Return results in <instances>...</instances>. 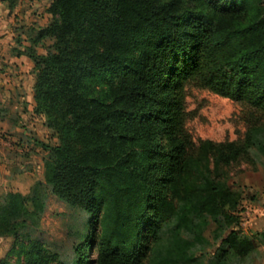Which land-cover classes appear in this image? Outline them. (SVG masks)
Listing matches in <instances>:
<instances>
[{
    "label": "trees",
    "instance_id": "1",
    "mask_svg": "<svg viewBox=\"0 0 264 264\" xmlns=\"http://www.w3.org/2000/svg\"><path fill=\"white\" fill-rule=\"evenodd\" d=\"M48 12L40 37L54 50L30 52L34 111L58 140L42 143L45 180L91 217L72 264H180L193 246L182 230L203 215L223 217L240 257L264 245V230L243 235L231 184L251 148L264 155V122L195 144L185 110L196 85L264 116V0H53ZM40 208L8 194L0 235L16 239ZM24 252L25 264H67L38 241Z\"/></svg>",
    "mask_w": 264,
    "mask_h": 264
},
{
    "label": "rangeland",
    "instance_id": "2",
    "mask_svg": "<svg viewBox=\"0 0 264 264\" xmlns=\"http://www.w3.org/2000/svg\"><path fill=\"white\" fill-rule=\"evenodd\" d=\"M52 2L0 0V44L6 48L0 57V207L10 193L34 194L42 203L36 216L27 217L16 239L0 235V264L5 260L25 264L24 246L32 240L72 264L76 246L89 231L91 217L56 196L45 180L48 152L42 143L56 144L58 140L46 126L45 117L34 111L37 73L30 52L46 55L54 50L52 40L40 37L50 22L48 8ZM17 55L24 59L21 65L11 61ZM185 110L186 128L195 144L204 139L239 141L249 125L264 122V116L246 104L196 85L187 87ZM249 152L253 163L235 165L231 184L243 194L239 214L242 233L253 238L264 230V155L256 148ZM229 231L222 216L200 217L193 229L182 230V236L193 241V246L190 259L180 264H264L263 244L240 257L223 242ZM94 254L93 247L92 258Z\"/></svg>",
    "mask_w": 264,
    "mask_h": 264
},
{
    "label": "crops",
    "instance_id": "3",
    "mask_svg": "<svg viewBox=\"0 0 264 264\" xmlns=\"http://www.w3.org/2000/svg\"><path fill=\"white\" fill-rule=\"evenodd\" d=\"M1 43V40H0ZM4 51H6V48H3L2 44H0V57H2L4 55ZM11 61L13 63H17L18 65H21L24 61V59L21 56H14Z\"/></svg>",
    "mask_w": 264,
    "mask_h": 264
}]
</instances>
